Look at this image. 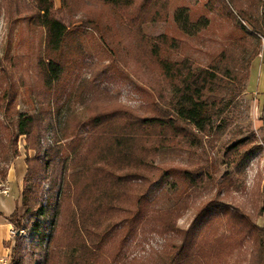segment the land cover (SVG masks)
Returning a JSON list of instances; mask_svg holds the SVG:
<instances>
[{
	"label": "trees",
	"instance_id": "16d2710c",
	"mask_svg": "<svg viewBox=\"0 0 264 264\" xmlns=\"http://www.w3.org/2000/svg\"><path fill=\"white\" fill-rule=\"evenodd\" d=\"M91 1L112 5L126 26L161 19L165 12L158 7L149 15L148 7L154 0ZM247 1V8L238 14L253 31H246L205 68L196 67L187 58L166 56L168 51L179 49L174 36L141 35L136 67L153 73V79L146 77V82L156 100L147 103L146 111L140 114L114 100L115 96L100 86L99 73H94L86 90L88 121L75 113L67 114L60 121V134L55 133L43 157L40 150L51 112L18 111L12 95L16 83L9 82L0 96V112L7 120L4 123L0 116V161L7 163L20 155L17 141L25 135L26 149L36 150L37 156L26 157L24 183L38 181L23 189L24 216L36 217L41 184L46 181L50 182L48 212L54 216L62 210L64 214L51 233L44 223H37L39 242L33 247L30 264H264V182L262 187L257 184L253 212L240 203L226 202L234 181L226 173L215 183L211 167L204 163L185 171L189 190L172 208H155L149 197L152 184L162 175L154 172L158 169L156 156L162 149L185 144L202 147L206 139L216 138L226 128L216 121L224 120L228 101L249 79L246 66L257 57L264 33L262 0ZM54 6L53 0H36L31 18L46 31V51L39 64L44 90L37 94L41 103L54 98L59 114V103L70 96L62 79L65 64L84 68L86 63L81 47L78 55L75 48L70 62L62 59L70 26L55 16ZM189 16L187 8H180L176 14L180 29L186 33L194 27ZM92 22L89 19L84 26L90 27ZM24 83L22 80L20 86ZM80 129L87 135L81 136ZM253 144L250 137L236 141L225 149L224 162L237 164L245 151L261 148ZM8 170L0 169V183L7 179ZM215 189V196L200 207L189 228L179 227L178 220L196 200ZM59 191L60 199L53 205ZM18 211L19 205L9 216L19 231L12 261L24 264L17 258L23 229L21 219H15ZM261 218L263 223H259ZM138 233L144 240L148 235L163 238L162 249L124 260L125 245ZM46 235L49 241L43 248ZM36 250L43 254L38 263H34Z\"/></svg>",
	"mask_w": 264,
	"mask_h": 264
},
{
	"label": "rangeland",
	"instance_id": "374dc122",
	"mask_svg": "<svg viewBox=\"0 0 264 264\" xmlns=\"http://www.w3.org/2000/svg\"><path fill=\"white\" fill-rule=\"evenodd\" d=\"M53 1L57 10L55 16L70 26L62 49V59L70 62L74 58L75 48V55H78L81 47L85 53L83 62L86 63L84 68L73 66L72 63L65 64L62 79L70 96L59 103V114L58 103L54 98L41 103L37 94L44 90L39 64L46 51V31L31 18L36 0H0V96L8 88L9 82L14 81L16 89L12 95L18 111L51 112V119L45 123L41 157L53 143L55 133L60 134V121L67 114L75 113L82 121H88L86 90L94 73H99L100 86L107 88L115 96L114 100L117 99L121 105L135 109L140 114L146 111L147 103L156 100L155 92L146 82V77L153 79V73L139 71L136 67L141 35L147 38H155L161 34L174 36L179 41V49L168 51L166 56L173 60L187 58L196 67L205 68L217 60L231 43L244 36L246 31H253L252 26L238 14L240 9L247 8V0H167L166 3L164 0H154L148 7L149 15L158 7H163L165 12L162 18H149L150 21L142 24L135 22L132 26H126V22L112 5L91 0ZM84 5L89 6L83 9ZM180 8H187L189 11L190 24L194 26L190 33L181 30L176 20ZM89 19L93 20V24L90 23V27L84 26ZM260 39L257 57L246 66L249 79L239 94L228 101L224 120L216 121L218 125H226V128L216 138L210 141L206 139L202 147L189 148L185 144L178 148L162 149L157 154L155 164L158 169L154 172H162V175L150 188L149 197L153 207L165 209L175 206L184 197V192L189 190L185 171L204 163L211 167L215 183L221 181L226 173L234 181L231 192L225 197L226 202L240 203L250 212L256 210L257 184L262 187L264 182V33L260 35ZM22 80L25 82L24 86H20ZM1 115L2 121L7 122L3 118V112H0ZM78 133L81 136L87 135L84 129H80ZM246 137H250L253 145L261 148L245 151L237 164L225 163V149ZM26 144L25 135L19 136L17 146L20 155L7 163L0 161V169L9 168L8 176L17 162L21 164L22 172H27L26 157L37 156L36 150L26 149ZM8 176L0 183V193L19 196V211L15 219H21L23 229L19 235L21 246L17 258L24 264H30L33 260V247L39 242L37 223H44L47 233H51L63 221L64 214L62 210L54 216L52 212H48L50 182L46 181L41 184L36 217L24 216L26 207L23 205V189L33 187L38 180L27 183L23 180L21 184L19 182L22 179H15L16 181L9 183ZM60 194L61 191L55 192L53 205L59 201ZM215 194L216 189L200 196L178 220V226L189 228L200 207ZM259 223H263V218L259 219ZM11 226L9 237L5 241L7 252L0 258V264H14L12 254L17 231L14 224ZM46 236L43 248L49 241V235ZM163 242L164 239L157 235H148L147 240H144L138 233L125 245L124 260L126 257H139L159 251ZM37 254L39 255L36 256ZM34 255V263H38L43 256L40 250H36Z\"/></svg>",
	"mask_w": 264,
	"mask_h": 264
},
{
	"label": "crops",
	"instance_id": "0c3cea01",
	"mask_svg": "<svg viewBox=\"0 0 264 264\" xmlns=\"http://www.w3.org/2000/svg\"><path fill=\"white\" fill-rule=\"evenodd\" d=\"M22 171L23 170H21V164L19 162L13 165V167L10 169L8 176L9 183L12 181H16L15 179H19V181L22 179L19 183L23 182L26 172ZM18 202V194L3 195L0 193V258H2L7 252L5 241L8 239L9 232L12 227L11 221L9 220V216L14 212L17 205H19Z\"/></svg>",
	"mask_w": 264,
	"mask_h": 264
},
{
	"label": "built area",
	"instance_id": "2783aa9c",
	"mask_svg": "<svg viewBox=\"0 0 264 264\" xmlns=\"http://www.w3.org/2000/svg\"><path fill=\"white\" fill-rule=\"evenodd\" d=\"M16 230V229H15ZM13 232H14V230H13ZM18 233V231L16 232V234Z\"/></svg>",
	"mask_w": 264,
	"mask_h": 264
},
{
	"label": "water",
	"instance_id": "95a60500",
	"mask_svg": "<svg viewBox=\"0 0 264 264\" xmlns=\"http://www.w3.org/2000/svg\"><path fill=\"white\" fill-rule=\"evenodd\" d=\"M17 234H19V231H18V233Z\"/></svg>",
	"mask_w": 264,
	"mask_h": 264
}]
</instances>
